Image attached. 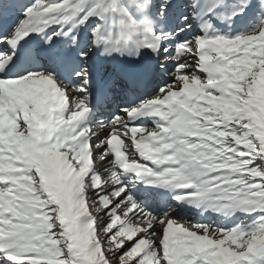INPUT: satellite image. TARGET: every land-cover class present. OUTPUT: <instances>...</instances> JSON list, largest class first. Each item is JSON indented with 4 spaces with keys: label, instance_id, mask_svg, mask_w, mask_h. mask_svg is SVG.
<instances>
[{
    "label": "snow or ice",
    "instance_id": "snow-or-ice-1",
    "mask_svg": "<svg viewBox=\"0 0 264 264\" xmlns=\"http://www.w3.org/2000/svg\"><path fill=\"white\" fill-rule=\"evenodd\" d=\"M0 264H264V0H0Z\"/></svg>",
    "mask_w": 264,
    "mask_h": 264
}]
</instances>
